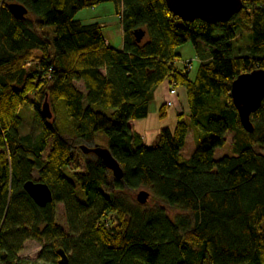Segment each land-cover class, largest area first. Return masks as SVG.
Instances as JSON below:
<instances>
[{
    "label": "trees",
    "instance_id": "1",
    "mask_svg": "<svg viewBox=\"0 0 264 264\" xmlns=\"http://www.w3.org/2000/svg\"><path fill=\"white\" fill-rule=\"evenodd\" d=\"M8 1L23 4L26 19L14 18ZM105 3L120 19L122 50L106 43L101 24L75 20ZM241 36L247 56L234 54ZM187 43L199 58L193 79L176 67ZM255 69H264V0H243L239 14L217 24L183 22L165 0H0V264H17L28 239L51 244L55 264L60 248L76 254L69 264H264V155L253 150L264 146V101L250 133L230 95L233 81ZM170 79L187 93L197 141L189 158L181 154L190 129L183 113L152 147L129 125L148 116ZM30 94L40 121L35 137L19 134L18 108ZM46 99L50 120L40 113ZM168 108H159L160 119ZM228 133L238 154L216 159ZM82 144L107 147L124 178L115 180L92 154H83L85 172L70 171ZM28 180L47 184L54 201L37 206L24 191ZM141 189L150 193L146 205L132 197ZM58 202L68 232L56 222Z\"/></svg>",
    "mask_w": 264,
    "mask_h": 264
},
{
    "label": "rangeland",
    "instance_id": "2",
    "mask_svg": "<svg viewBox=\"0 0 264 264\" xmlns=\"http://www.w3.org/2000/svg\"><path fill=\"white\" fill-rule=\"evenodd\" d=\"M14 1H8V5L10 3H13ZM75 20H78L82 22L83 24H101L104 32V36L106 39H109L110 43L113 48L115 49H120L123 45V30H122V25L120 22L119 17L115 13V6L112 3H105V4H100L94 8H86L78 12V14L75 16ZM44 32L46 34H49L50 36H54L53 34V27H46L44 28ZM149 37L148 35L144 38V42L148 41ZM204 49H207L205 51V54H207L208 47L205 45H201ZM249 43L247 39L243 36L239 37L237 40V43L235 44L234 48V54L236 56H247L249 55ZM176 53L180 56V61H177L176 67L181 68L183 67V62L186 61H191L192 63V70L190 71V79H193L196 75L198 66H199V58L197 56L195 47L192 43H187L186 45L182 46L179 48ZM32 62L27 63V67L31 68ZM76 87L80 91H85L84 84L82 81L76 82L75 83ZM165 85V84H164ZM167 88V87H166ZM179 88V87H178ZM182 90V89H180ZM178 91L177 95L172 97L171 100L174 102L176 98H178ZM34 100V96L30 94L28 96V100L26 102H22L19 105L18 108V115L21 118L22 124L19 130L20 135H32L33 137L37 136L40 132V121L36 117L35 111L31 105V103ZM165 100V99H164ZM184 107L186 108L187 111H189V106L187 103V99H184ZM152 103L155 104L156 111L162 106L163 100H154ZM43 105V104H42ZM174 106V105H173ZM171 106L170 108H173ZM42 108V106H41ZM52 111V110H51ZM171 118L174 117L175 111L171 110L170 112ZM53 114V111H52ZM170 117V116H169ZM53 118V117H52ZM186 121L188 122L190 126V132L187 136V141L184 146V148L181 151L182 156L185 158L191 157L193 152L195 151L197 147V141L194 136V129L190 125L189 119L187 118ZM233 135L234 133H228L226 138H227V143L224 147L219 148L215 151V158L220 159L224 156H235L238 154L235 146L233 145ZM99 141L105 142L106 136H100ZM52 144H53V139H50L48 142V145L43 153V158L46 159L48 154L50 153L52 149ZM80 149V148H79ZM253 150L257 153L263 154L264 155V146L255 144L253 146ZM73 160L69 165V170L70 171H80V172H85V161L86 157L83 155V153L79 150H75L73 153ZM33 179L38 180L39 175L35 171L33 173ZM145 190V189H141ZM137 191L135 194L132 195L133 198H136L137 194L141 191ZM148 191V190H146ZM78 197L80 199H83V195L78 192ZM153 204V203H152ZM56 211H55V216H56V222L57 224L64 230L68 232V224H67V219H66V214H65V209L64 205L61 202L56 203ZM48 245V242L44 240H37V239H28L24 242L23 244V250L18 254L19 257V262L17 264H55L53 262V247L48 246L47 249H45V246ZM45 250V252H44ZM44 252V253H43ZM68 253L69 260L74 258L76 254L74 253L73 250H70Z\"/></svg>",
    "mask_w": 264,
    "mask_h": 264
},
{
    "label": "water",
    "instance_id": "3",
    "mask_svg": "<svg viewBox=\"0 0 264 264\" xmlns=\"http://www.w3.org/2000/svg\"><path fill=\"white\" fill-rule=\"evenodd\" d=\"M168 10L180 18L183 22H194L200 20L207 24H217L229 22L243 9V0H165ZM12 16L16 19L24 20L29 10L21 3L13 2L8 5ZM145 33L138 30L135 33L136 41H142ZM231 99L238 112L241 124L245 131L253 132L251 117L256 113L264 101V69H255L239 75L231 86ZM43 119L50 120L53 117L49 102L44 101L41 108ZM80 151L84 155H94L102 161L105 167L111 171L117 181L124 178V170L119 162L112 156L110 150L102 145L88 146L80 145ZM24 191L34 201V203L44 208L54 201L52 189L45 183L28 180L25 182ZM150 193L141 190L136 201L141 205H146L149 201ZM59 257L58 264H69V256L62 248L57 250Z\"/></svg>",
    "mask_w": 264,
    "mask_h": 264
},
{
    "label": "crops",
    "instance_id": "4",
    "mask_svg": "<svg viewBox=\"0 0 264 264\" xmlns=\"http://www.w3.org/2000/svg\"><path fill=\"white\" fill-rule=\"evenodd\" d=\"M105 40L107 44L110 43L109 39L105 38ZM122 48L123 45L119 50H122ZM178 95H179L178 98L174 100L173 108L167 109V116L165 119L162 120L159 118V114H158L159 109L158 111H156L155 104L151 103L149 107V114L145 119L130 121L129 125L131 126L133 131L142 138V141L146 146L152 147L156 144L159 138L160 131L163 128L167 127L170 129H174L177 123V115L179 113H183L184 116L187 118L190 116V111H187L183 105L185 102L184 99L185 98L187 99V93L185 87L180 86L178 88ZM161 99L163 100L162 106L166 103V100L169 99L166 85L160 87L155 93L154 100H161ZM171 110L175 111V115L172 118L171 115H169L171 114L170 113ZM190 130L191 129H189V132Z\"/></svg>",
    "mask_w": 264,
    "mask_h": 264
},
{
    "label": "built area",
    "instance_id": "5",
    "mask_svg": "<svg viewBox=\"0 0 264 264\" xmlns=\"http://www.w3.org/2000/svg\"><path fill=\"white\" fill-rule=\"evenodd\" d=\"M182 64H183V69H185V71L190 72L192 70L191 61H186V62H183ZM165 85L167 87L168 96H169V99L166 100V105L168 107H171L174 105V102L171 100V98L177 95L179 85L175 80H171V79L167 80L165 82Z\"/></svg>",
    "mask_w": 264,
    "mask_h": 264
}]
</instances>
